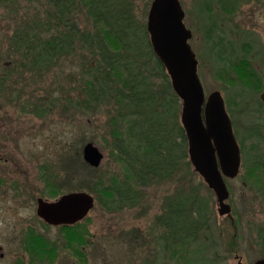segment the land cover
Listing matches in <instances>:
<instances>
[{
	"label": "rangeland",
	"instance_id": "374dc122",
	"mask_svg": "<svg viewBox=\"0 0 264 264\" xmlns=\"http://www.w3.org/2000/svg\"><path fill=\"white\" fill-rule=\"evenodd\" d=\"M179 1L185 12L184 26L192 34L189 44L198 61V78L204 93L208 96L218 91L222 95L240 148L238 175L224 179L230 214L217 212L214 192L188 157L176 162L165 178H154L148 173L146 185L140 184L135 174L145 172V151L128 133V122L133 118L130 107L143 106L131 102L125 92L122 99L112 97L93 104L87 93L92 85L84 83L92 81L91 76L82 73L92 61L91 57L86 58V51L61 59L51 71L41 75L28 66L23 68L22 50L18 52L11 45L13 34L25 31L38 16L46 20L50 3L0 0V198H4V218L16 211L20 215L32 214L37 197L54 199L72 191H85L95 200L93 209L76 225L85 240L80 245L84 247L83 256L78 257L73 250L76 238L72 242L71 235L59 230V226L43 231L54 243L53 264H253L264 258V187L260 184L264 182V22L241 24V11L235 10L224 20L220 18V28H226L228 33L216 31L212 45L205 36V12L201 10L198 15L192 0ZM151 3L152 0H134L139 23L146 25ZM83 8V4H78L73 16L80 27L86 28L92 25L93 18L86 17ZM144 38H137L143 49ZM248 40L253 45L245 54ZM242 44L245 45L240 49ZM211 47L215 52L222 51L224 62L211 57ZM111 48L118 47L112 42ZM139 54L140 60L150 57L152 65L157 66L155 57ZM234 62L240 67L237 72L226 74L225 80L217 77L220 68ZM134 71L138 72L137 68ZM112 72L115 82L124 75L119 69ZM251 72L256 75L251 78H259L258 87L253 90L241 82H247ZM149 74V88L152 86L155 94H144V114L156 118L164 93L167 91L172 98L174 94L172 87L165 86L163 74ZM164 74L167 75L166 69ZM136 77L137 81L142 80L140 72ZM115 82L114 88H121V82ZM181 106L178 99L174 107L179 119ZM89 142L103 154L98 168H91L83 159V145ZM251 159L255 164L249 165ZM160 171L162 174L166 170ZM258 175L263 178L258 180ZM182 192L185 198L205 201L208 208L200 236L183 247L173 243L176 239L169 237L168 229L158 221L165 216V203L177 200ZM20 196L35 198L23 200ZM174 219L172 216V222Z\"/></svg>",
	"mask_w": 264,
	"mask_h": 264
},
{
	"label": "trees",
	"instance_id": "16d2710c",
	"mask_svg": "<svg viewBox=\"0 0 264 264\" xmlns=\"http://www.w3.org/2000/svg\"><path fill=\"white\" fill-rule=\"evenodd\" d=\"M46 1L50 3L48 7L51 8V11L45 14L46 20H42L38 16L33 22L34 24L27 27L25 31L13 34L11 44L13 49L18 52L22 50L21 60L24 64L21 66L23 68L28 66L34 69L38 75H41L51 71L63 58L72 56L76 52H88L86 58L91 57L92 61L90 65L84 67L82 73L91 76L92 81L85 80L84 83L92 85L88 87L87 93L93 104H98L112 97L115 100L122 99V94L126 93L131 102H137L143 106V109H132L130 107V116L133 118L128 122V133L136 140L138 147L143 146L145 151V153L142 152V154L144 153L142 166L146 167L145 172L138 171L139 173L135 174L137 173L136 170L134 173L139 177L140 184L146 185L149 174L154 178H165L166 172L174 167L176 162L185 160L188 157L187 139L185 131L178 120V110L174 107V105L177 106L178 97L173 90L174 98L170 97L167 91L164 93V102L157 107L158 115L156 118H147L144 114L146 108L144 94L146 92L154 93L152 86L149 88L152 84L149 80V71L150 73L155 71L157 75L163 74L166 82L165 86L169 89H171V83L167 79V75L164 74L163 64L151 49L145 23H139L136 19L133 8L134 0ZM78 4H83L85 7L83 11L86 9V12L83 14L86 17L93 18L91 26L83 28L80 27L78 22H75L73 14ZM47 20L49 23H45ZM42 33H45V35H42ZM28 34H31L28 38L29 41L27 40ZM141 35L146 39L144 43L146 53L156 59V67L152 65L150 57H146L144 60H140L141 58L138 57L139 53L146 54L143 46L137 43V38ZM112 42L117 45L116 50L111 48ZM216 60L220 63L224 62L221 56L216 57ZM236 63L225 64L223 68L217 71V77L225 80L230 72H237L240 67ZM135 68L138 72L134 71ZM118 69L124 75L121 80L115 82L113 80L114 72L112 71ZM139 72L142 74L141 81H137L136 77ZM249 75L247 82L242 79L241 82L246 83L249 89L253 90L258 87L259 78H251L256 77L254 72L249 73ZM243 76L242 72L241 78ZM113 82H121V88H114ZM147 124L149 125L148 128H146ZM248 163L249 165L255 164L253 159L249 160ZM160 169L166 171L160 174ZM258 177V180L263 178L259 175ZM260 184L264 187V182L260 181ZM183 194L182 192L181 197L172 203L168 200L165 203L167 206L165 216L158 218V221L168 229L169 237L176 239L172 242L182 247L189 241L198 239L205 227L204 222L208 215L205 201L202 202L200 198H185ZM172 216L176 218L173 222L171 220ZM65 231L68 236L71 235L70 240L72 242L74 241L73 238H76L77 241L73 246V250L79 251V246L85 244V240L80 235L77 227H67Z\"/></svg>",
	"mask_w": 264,
	"mask_h": 264
},
{
	"label": "water",
	"instance_id": "95a60500",
	"mask_svg": "<svg viewBox=\"0 0 264 264\" xmlns=\"http://www.w3.org/2000/svg\"><path fill=\"white\" fill-rule=\"evenodd\" d=\"M179 0H152L146 29L151 49L166 69L171 87L181 100L180 123L185 131L188 158L218 202L220 215L230 214L225 200L229 191L225 178L238 175L241 153L220 92L205 95L198 78V61L190 47L191 31L184 26ZM264 95V94H263ZM83 159L98 168L103 154L91 142L83 145ZM94 198L85 191H72L54 201L38 199L37 214L52 225H72L94 207ZM239 264H243L240 263ZM253 264H264V258Z\"/></svg>",
	"mask_w": 264,
	"mask_h": 264
},
{
	"label": "flooded vegetation",
	"instance_id": "af4514ba",
	"mask_svg": "<svg viewBox=\"0 0 264 264\" xmlns=\"http://www.w3.org/2000/svg\"><path fill=\"white\" fill-rule=\"evenodd\" d=\"M192 1L194 10L198 15L200 14L201 10L205 12V36L212 45H214V35H216V31H222L225 34L228 33L226 28H220L223 26L221 25V19L224 20L223 18L225 16H229V13H233L235 10H238L236 13H240L241 11V24L252 26L253 21H256V23L258 24H260L259 22H264V0ZM230 20L231 18H228L226 20L227 24L230 23ZM251 43L252 41L249 40L245 43L247 44L245 46V54H248V52L251 51L253 45ZM245 44H242L240 46V49L243 48ZM209 52L211 57L221 56L222 58H224L222 56L221 50L215 52L214 48L211 47ZM243 57H245V55ZM261 95L262 98H264V95ZM79 181H81V177L79 178ZM59 197L60 195L55 197L54 199H46L39 197L35 198L34 196H31L29 198H35L36 201L35 210L32 211V214L29 212L28 214L20 215V213L16 211V213L13 215H7L6 218H4V198H0V264H53L52 250L54 243L51 241V239H48V236L46 235V233L44 234L43 231L48 232L47 230H50L53 226H59V230L61 231L67 229V227L74 228V226L76 225L79 226V224L83 220L82 219L72 225H52L38 216V199L51 202ZM21 198H23V200L29 199L25 197ZM18 208L20 207L18 206ZM37 225L40 226L39 229ZM80 235H82L83 237L82 231L80 232ZM80 248L81 249L79 251L74 250L77 253L78 257L83 256L84 254L82 250L84 247L80 246ZM71 264L79 263L75 261Z\"/></svg>",
	"mask_w": 264,
	"mask_h": 264
}]
</instances>
